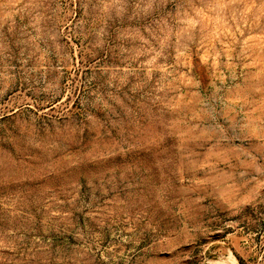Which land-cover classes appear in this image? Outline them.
<instances>
[{"label":"rangeland","instance_id":"rangeland-1","mask_svg":"<svg viewBox=\"0 0 264 264\" xmlns=\"http://www.w3.org/2000/svg\"><path fill=\"white\" fill-rule=\"evenodd\" d=\"M0 264H264V0H0Z\"/></svg>","mask_w":264,"mask_h":264}]
</instances>
